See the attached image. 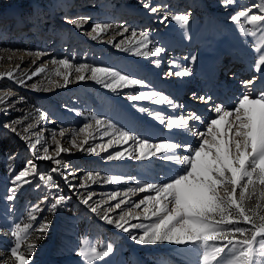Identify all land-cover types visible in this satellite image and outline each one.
Instances as JSON below:
<instances>
[{"label":"snow or ice","instance_id":"1","mask_svg":"<svg viewBox=\"0 0 264 264\" xmlns=\"http://www.w3.org/2000/svg\"><path fill=\"white\" fill-rule=\"evenodd\" d=\"M141 2L142 7L151 14H159L168 7L162 3L153 6V0ZM222 3L225 7H232L237 0H222ZM190 17V12H182L164 15L163 20L171 19L183 29L189 24ZM62 19L76 30L83 31L91 17L83 14L74 17L65 15ZM230 19L239 25L243 36L254 38L253 51L257 58L251 67L258 75L241 81L242 94L234 96L228 104L214 103L211 95L198 96L192 93L193 99L208 105L211 115L198 114L196 111L169 115L154 108L139 107L140 113L147 114L168 130V135L155 138V142L153 135L137 134L117 127L104 117H93L78 129H60L58 133L53 130L51 141L55 145L52 149L55 155H52L48 141L41 132L34 130V124H27L22 132L11 124L3 125L25 142L26 149L33 157L19 171L9 168L11 186L7 188L6 201L13 203L21 189L34 181L36 188L46 189V193L38 203L31 205L28 213L30 222L23 226L15 223L11 228L8 257L4 258L0 254V264H33L32 254L37 243L32 237L38 233L36 240L42 239L50 227L47 219L40 220L37 225L36 214L44 211L45 204L49 212H55L71 199V196L62 193L54 178L56 175L64 180L71 191L77 193L80 203L90 213L128 234L139 245L167 243L180 246L195 252L196 259L190 264H264V82L258 88L253 87L264 76V0L242 6ZM90 27L91 32L87 35L93 41L113 31L109 23H92ZM116 31L123 39L113 45L115 48L138 57H151L156 67L161 66L160 57L166 48L152 41L150 31L138 33L135 28L123 25ZM29 54L38 58L48 55L40 51ZM190 59L195 61L196 56ZM73 61L74 58L57 59L53 56L51 63L56 66L55 75L62 78L63 84L51 79L49 84L66 87L73 82L91 80L112 92L133 89L128 98L134 102L147 101L166 106L173 112L185 108L184 104L178 103L170 95L157 91L145 79L125 74L115 67ZM170 65L164 73L165 77L182 78L192 73L190 66L174 70L177 66L175 59L170 61ZM45 72V67L37 66L27 79ZM3 77L15 79L21 86L26 84V80L16 77L13 71L0 73V78ZM137 88L149 90L135 91ZM32 89L40 90L36 84L32 85ZM4 102V97L0 96V103ZM7 111V108H0V114ZM39 119L47 120L48 114L40 111ZM11 123L19 124L20 121ZM97 132L101 139L108 137L106 142L94 143ZM57 135L61 138L70 136L71 147L63 146L56 139ZM123 145L128 147L115 150V146ZM72 149L96 155L106 153L104 159L109 162L132 159L151 163L154 158L164 170V178L146 182L134 176H102L98 171H86L77 181V169L71 168L60 158L61 153H70ZM110 149L113 150L109 152ZM181 152L186 154H179ZM9 159H15V154ZM37 160L52 162L53 167L42 170L35 162ZM173 168L176 170L172 171ZM130 181H134L135 186L123 190L118 187L99 200H94L96 194L89 190L92 184L119 186ZM78 189L84 191L79 192ZM139 193H143V197L134 200L132 197ZM114 251L111 243L96 245L85 240V246L80 248L78 255L85 264H100Z\"/></svg>","mask_w":264,"mask_h":264},{"label":"rangeland","instance_id":"2","mask_svg":"<svg viewBox=\"0 0 264 264\" xmlns=\"http://www.w3.org/2000/svg\"><path fill=\"white\" fill-rule=\"evenodd\" d=\"M253 2L259 3L260 0H237L236 5L232 7H225L222 0H153V6L162 3L168 7L159 14H151L142 7L141 0H0V73L13 71L16 77L26 80V84L21 86L15 79L0 78V96L5 100L4 103H0V108L8 109L6 113L0 114V183L7 184L0 187V204L6 202V191L11 186L8 180L9 168L12 167L19 171L32 157L29 150L26 149L25 142L6 129L4 124L17 127L19 132H22L27 124H34L35 131L43 132L42 125L50 124V122L44 123L39 119V112L43 111L48 114V120L51 117L53 124H51V128L57 129L56 131L65 128L68 130L78 129L93 117H104L106 120H111L117 127H124L126 130H132L144 136L154 135L156 129L160 128L164 131L160 137L169 134L168 130L163 129V126L158 127L157 123H151V118L147 114L138 111L139 107L150 109L155 107L154 109L161 111L163 108L147 101H131L128 96L133 93V89L112 92L105 89L102 84L91 80L73 82L66 87L49 84V79L63 84L62 78L55 75L56 66L51 63L53 56L57 59L74 58V63L86 62L104 67H112L115 63L118 64L124 60L129 61L134 68L139 70L137 78L145 79L157 91H163L178 103L186 104L182 110L176 112L168 110L166 113L169 115H179L189 111L211 115L208 105L202 109L198 104H203V102L193 99L192 93L195 92V89L190 88L192 81L194 79L205 80L204 88L208 93L212 91L213 85L209 78L205 77L204 56L206 53L215 54L216 67L219 69L216 73L221 79L230 77L231 71L227 72L229 69L227 62L224 64L220 62V50L229 53L228 57L237 58L238 65L233 66L235 70L239 68L238 66H242L241 62L253 63L257 58L253 51L254 38L243 36L240 33L239 25L230 19L235 11L241 10L242 6L251 5ZM70 7V10L73 8H79V10L68 12ZM182 12L191 13L190 22L186 26L189 30L187 29L183 36L189 38L186 41L182 39L184 42L167 32L166 25L171 19L163 20L164 15L171 16ZM81 14L91 17L83 31L76 30L62 19L65 15L74 17ZM92 23H109L113 26V31L104 34L100 40L93 41L87 35L88 32H91L90 25ZM23 25L24 27H22ZM121 25L135 28L138 33L145 30L150 31L152 41L166 48V54L161 55L162 64L160 67H156L151 62V57H138L113 46L123 39L116 31ZM125 35H130V33ZM37 51L45 52L48 55L38 58L34 54H29ZM193 55L196 56L195 61L190 59ZM173 59L177 61L174 70L190 66L192 73L186 78L182 77L183 79L175 77L174 83H169L171 77L174 76L165 77L164 73L168 71L170 66L167 65H170V61ZM33 61L36 63L33 64ZM37 66L45 67L46 72L28 80L27 76H30ZM253 75L258 74L256 72L246 74L244 80L251 79ZM260 79L253 87H259ZM33 84H36L40 90H33ZM177 85L183 87L178 88ZM236 87L233 94L239 96L242 94L243 86L236 85ZM147 90L149 89H135V91ZM199 92L198 96L203 94V90H199ZM230 92V90L227 91V97H231ZM209 95L212 96V93ZM232 99L233 97L228 98L225 102L224 99L213 96V102L217 104H228ZM73 114L77 117L76 122L71 120ZM13 121H20V123L12 124ZM197 127L203 130L198 124ZM95 135L94 143L96 144L104 143L108 139V137L98 138L101 136L99 132ZM112 150L110 149L109 152ZM13 154H15V159H9ZM73 154L75 153L70 152L67 156L71 157ZM105 155L106 153H104ZM104 156L101 153L99 155L87 152L76 153L72 158V166L80 169L82 175L86 171H98L102 176L125 175L134 176L139 180L145 177L144 181L148 182L150 177L146 176L149 173L150 165L146 162L144 164L134 163L129 170H125L122 168L123 161L109 162L104 159ZM42 165L46 166V164ZM46 170H50L49 165L46 166ZM156 173L158 174V172ZM161 174L162 172H159V175ZM130 186H135V182L130 181L128 184L119 186L97 183L92 184L89 190L96 194L94 200H99L107 193L117 190L118 187L123 190ZM83 191L84 189L79 190V192ZM65 195L71 196V199L55 212H49L48 205L45 204L43 212L34 213L38 215L37 225L40 220L47 219L50 222V227L42 239L36 240L38 233L32 237L37 243V248L32 254L33 264H85L83 258L78 255L80 248L85 246V240L90 244L111 243L113 245L114 254L100 264H190V261L196 259L195 252L180 246L173 245L165 249L167 251L165 253V250H159V248L166 243L157 244L155 247L154 245L142 246L135 242L133 245L127 244L125 233L107 225L90 213L86 206L80 203L77 194L66 193ZM38 202L39 196H35L31 204L8 215L0 224V254L4 258L8 257L7 249L11 246V228L15 223H20L21 226L24 223H29L28 213L31 211V205ZM2 210L0 207V211ZM71 220L74 221V225L68 230L67 226ZM66 231L76 239L74 250L59 244Z\"/></svg>","mask_w":264,"mask_h":264},{"label":"bare ground","instance_id":"3","mask_svg":"<svg viewBox=\"0 0 264 264\" xmlns=\"http://www.w3.org/2000/svg\"><path fill=\"white\" fill-rule=\"evenodd\" d=\"M70 9H71V7L69 8V11L68 12H75V11H78L79 10V8H73L72 10H70ZM22 27H24V25ZM187 29L188 28H183V29L180 28L179 25L175 21H172V20H170L169 22H167V25H166V30L169 33V35L174 36L178 40H181V42H184V41H182V39H184L186 41L189 38V37H183V36H185V33H186ZM219 52H220L219 58L221 59L220 62H222V64H224L226 62L228 63L229 69L227 70V72L229 70L231 71L230 72L231 74H229L230 77L223 78V79L219 78L218 77V73H216V71L219 70V69H218V67H216L215 54L212 55L210 53H206L205 56H204V65H205V69H206V71H205L206 76L205 77L206 78H209L210 82L212 83V85H213L212 91L208 93L207 89L204 88L205 80H202V79H194L192 81V84H191V87L190 88L195 89L194 91H195V93L197 95L200 94L199 90H203V94L202 95H204V96L206 95L207 96L210 93H212V97L214 96V97H217V98H220V99H224L225 102H227V99L228 98H232L234 96H237L236 94H233V90L234 89L235 90L237 89L236 85H241V81L244 80L245 75L246 74H252L255 71L251 67L252 62H245V61L241 62L242 63V66H238L239 68H237L235 70L234 67L236 65H238L237 58L234 57V56H232V57L229 56L228 57V54L229 53H225L224 50H220ZM164 54H166V52L163 53L162 55H164ZM167 64H169V63H167ZM167 66H171V65H167ZM112 67H115L117 70H122L125 74H133L136 78L139 75L138 74V71L139 70H137L136 68H134L133 64H131L129 61H125L124 60L121 63H118V64L115 63ZM225 67H226V65H225ZM195 77H198V76H195ZM174 78L175 77H171L169 83H174ZM181 79H183V78H181ZM187 79H188V77H187ZM262 82H264V76H261V79L259 81V84L262 83ZM187 84H188V82H187ZM177 86H178V88H180V86L183 87L182 85H180V86L177 85ZM228 90L231 91L230 92L231 93L230 94L231 97H227V95H226ZM198 106L200 108H202V109L206 107V105L204 103L203 104H198ZM160 107H161V109L163 108L162 111H164L165 113L168 112V110H170L166 106H160ZM157 108H159V107H157ZM156 110H159V109H156ZM166 114H169V113H166ZM71 120L76 122L77 117H75L74 114H73ZM149 121H147V122H149ZM48 122L49 121H45L44 123H48ZM150 122L153 123V124L154 123H157L158 124V122H155L152 118H151V121ZM74 125H73V127H74ZM51 127H52L51 124H43L42 125L43 132H41V133H42V136L49 143V146H50V154L55 155L54 151H52V149H54L55 145L51 141V133L53 132V129L54 128H51ZM158 127H162V126L158 124ZM65 130H68V128H65ZM156 130H157V131H155L156 133L153 135L154 142H155V138L160 137V135L162 133H164V131L162 130V128H160L159 130L158 129H156ZM56 132L58 133L59 130L56 131ZM69 138H71V137L68 136L66 138H61V137H59V135H57V137H56V139L60 140L61 143H62V145L65 146V147H71L70 142H69L70 141ZM98 138H101V136L98 137ZM100 143H103V142H100ZM122 147H128V146L127 145L115 146V150H120ZM71 153L81 154V153H84V152L83 151H77L76 149H72ZM75 154H73V156H71V157H68L67 156L68 153L67 154L66 153H61V157L60 158H62L68 165H70L71 168H74L72 166V162H73L72 161V158H74V155ZM101 155L104 156V153H101ZM155 161L156 160L153 158V160H152L151 163L146 162L148 165H150L149 173L146 176V177H150L149 180H147L148 182H154V181H156L158 179H163L164 178V173H163V170L161 169V167L159 166V162L158 163H155ZM35 162L37 164L39 163V161H35ZM45 162H48L49 163L50 169L53 167L52 162H49V161H45ZM123 162L124 163L122 165L123 166L122 168L125 169V170H129V168L132 167L134 165V163H140V164H144L145 163V162L135 161V160H132V159H127V160H124ZM74 169H77V171H76L75 174H76L77 181H78L79 178L82 176L81 170L78 169V168H74ZM158 169H160V170L158 171ZM42 170H45V169H42ZM175 170L176 169H174V171ZM156 172H158V174ZM159 172H162V174L159 175ZM55 178H56L57 182L59 183L60 188L62 189V193L63 194H66V193H69L71 195L77 194L76 192H73V191H71L68 188V186L65 184L64 180L59 175H56ZM144 178L142 179L143 181H144ZM77 181H73V183H76ZM35 182L36 181H34L32 184L25 185L21 189V191L18 193L17 198H16V200L13 203H9V202L6 201V202H2V204H0L1 209H3L2 211H0V224L2 223V221L4 220V218L6 219V217H8V215L13 214L14 212L18 211L20 208H22L25 205L31 204V202H33L35 196H39V200H40L45 195L46 189H43V188L37 189ZM9 183H10V181H9ZM3 185H5V182L0 183V187L3 186ZM79 190L80 189H78V191ZM143 195H144L143 193H139V194H137L136 196H134L132 198L134 200H137V199L142 198ZM1 214H3V215L1 216ZM68 224H69V226H67V229L70 230L73 227V225H74V221L71 220V221H69ZM126 237H127L126 243L133 245L134 242L129 238L128 234L125 233V238ZM59 244L61 246L65 247V248H68L70 250H74L75 249L74 247L76 246L75 245L76 244V239H74L72 237V235L70 234V232L66 231V233L63 234V240ZM155 246L156 245H154V247ZM171 246H173V245H170V244H167L166 243V244L162 245V247L159 248V250H163L164 251L165 249H167V248H169ZM154 250H156V249H154ZM164 252L167 253L166 250Z\"/></svg>","mask_w":264,"mask_h":264},{"label":"built area","instance_id":"4","mask_svg":"<svg viewBox=\"0 0 264 264\" xmlns=\"http://www.w3.org/2000/svg\"><path fill=\"white\" fill-rule=\"evenodd\" d=\"M50 120H44V122L45 121H49L50 122V124H52V122H51V117L49 118ZM48 122V123H49ZM40 124H41V121H40ZM53 125V124H52ZM41 126V125H40ZM30 152V151H29ZM29 159H32V157L31 158H29ZM37 161H39V160H37ZM42 162V163H41ZM42 164H46V166L47 165H49V163L48 162H45V161H39V163H38V166L41 168V169H45V171H46V166L45 165H42ZM9 178V177H8ZM8 178H6V179H8ZM6 191V190H5ZM19 210H21V208L19 209ZM18 210V211H19Z\"/></svg>","mask_w":264,"mask_h":264}]
</instances>
